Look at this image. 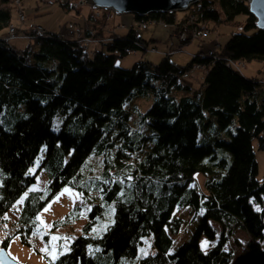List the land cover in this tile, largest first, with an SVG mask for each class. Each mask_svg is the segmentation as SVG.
Here are the masks:
<instances>
[{"label": "trees", "instance_id": "16d2710c", "mask_svg": "<svg viewBox=\"0 0 264 264\" xmlns=\"http://www.w3.org/2000/svg\"><path fill=\"white\" fill-rule=\"evenodd\" d=\"M61 5L71 6L68 0ZM190 10L197 16L193 26L213 20L236 22L240 30L220 49L206 55L200 49L185 64L171 59V48L156 64L140 60L129 68L116 58L147 46L133 26L126 34L102 36L91 53L64 34L29 32L22 47L0 38V220L35 182L30 168L36 163L48 175L49 195L26 197L18 222L23 241L63 187L77 189L91 204L83 234L52 264L134 260L141 238L150 234L156 251L138 264H264V177L258 178L253 146L264 150V86L232 64L264 62V30L254 26L244 0H201ZM238 15L245 17L242 24ZM133 17L140 24L164 22L176 34L175 13ZM10 22V10L0 7V33ZM175 36L178 48L189 43ZM197 65L204 66L202 90L182 79ZM148 95L152 103L138 113L142 126L133 129L125 104ZM92 157L100 158L98 175L86 170L93 168ZM196 173L206 176L205 192L189 185ZM110 203L112 223L90 236ZM184 205L203 213L191 237L171 252L170 233L182 222L173 211ZM80 208L54 228L73 222ZM211 222L221 225L220 232ZM237 229L249 240L234 255L224 246ZM201 237L217 241L203 250Z\"/></svg>", "mask_w": 264, "mask_h": 264}, {"label": "rangeland", "instance_id": "374dc122", "mask_svg": "<svg viewBox=\"0 0 264 264\" xmlns=\"http://www.w3.org/2000/svg\"><path fill=\"white\" fill-rule=\"evenodd\" d=\"M64 1V0H63ZM70 8L61 5V0H0V7L8 8L11 12V22L0 33V38L13 41L16 46H24L28 43L29 32L34 34L52 33L64 34L65 36L78 40L79 43L87 48L88 52L94 51V48H99L102 36L109 38L112 34H126L132 26L138 31V35L147 42L146 51L135 50L127 53L124 56L117 57L115 62L123 68L131 67L135 62L146 60L156 64L161 59V56L173 49L171 59L178 64H185L191 59V54L198 50L206 54L216 51L223 45L232 31H239L240 26H236V22L226 24L224 22L215 23L213 20L205 22L206 35L201 37L193 35L194 13L188 8L184 11L175 12V23L173 29L175 35L179 25L184 23L189 30L185 31V39L189 43L181 48L177 47L176 36L171 35L172 26L164 22L148 21L145 26L140 25L133 17V14L116 15L113 12L103 13L102 9H93L88 6L84 0H68ZM193 6V5H192ZM106 11V10H105ZM197 17V16H196ZM245 20L243 15L236 17L237 22ZM13 28V32L11 31ZM41 29V31H36ZM90 32V37H86V32ZM155 51L151 52V49ZM220 49V48H219ZM191 52V53H190ZM233 66L240 70L246 77H257L264 79V62L252 60L250 62L237 61L232 63ZM204 69H191L182 75L184 82L191 85L194 89H203ZM152 103V96L135 97L125 104L130 109L129 124L133 129H140L142 123L139 121V112L145 111ZM54 129H58V119H55ZM233 127H231L232 129ZM228 139V135H224ZM254 152L258 163V178L264 177V150L257 149L256 142H253ZM42 156V153H41ZM96 158V159H95ZM91 169L92 174L98 175L101 170L99 165V157H92ZM30 172L35 175V182L31 184L23 194L12 204V206L3 214L0 220V248L5 239H8L6 251L8 255L19 264H52L61 253L67 252L74 238L83 234V226L88 220V212L90 203L81 199V195L77 189L71 186H65L50 198L45 206L39 211L35 226L31 234L23 241L18 233L20 227L19 218L26 197L30 192L38 191L42 195L48 197V175L46 171L39 167L38 163L30 168ZM206 176L201 173H196L189 185L203 192L205 187ZM32 189H35L34 191ZM65 189L70 191L65 192ZM63 193V194H62ZM27 194V195H25ZM94 196H92L93 198ZM99 202L98 198L94 199ZM19 202V203H18ZM79 204V217L67 225H59L54 228V223L63 220L65 216ZM45 208L48 210L45 211ZM203 209L199 212H194L189 206H178L173 211V216L182 220L179 229L175 233H170L172 244L170 251H175L179 245L187 241L194 232ZM114 214V205L110 203L106 205L103 217L92 225L90 236H100L112 223ZM218 232L221 230V225L211 222ZM57 237L53 240L52 237ZM154 236L152 234L143 236L141 243L137 248V253L134 260L122 258L120 264H138L136 260L147 255L153 254L156 248L153 244ZM249 240L247 233L237 229L233 235L228 236V241L224 246L226 251H232L234 255L239 254L244 244ZM217 241L207 240L205 237L200 238V246L203 250L211 248ZM264 245V242L261 241ZM5 249V248H4ZM93 250V247H90Z\"/></svg>", "mask_w": 264, "mask_h": 264}, {"label": "water", "instance_id": "95a60500", "mask_svg": "<svg viewBox=\"0 0 264 264\" xmlns=\"http://www.w3.org/2000/svg\"><path fill=\"white\" fill-rule=\"evenodd\" d=\"M201 0H84L93 9L111 11L116 15L133 14L144 17L153 13L184 11ZM254 18V26L264 30V0H244ZM0 264H19L4 248H0Z\"/></svg>", "mask_w": 264, "mask_h": 264}, {"label": "built area", "instance_id": "2783aa9c", "mask_svg": "<svg viewBox=\"0 0 264 264\" xmlns=\"http://www.w3.org/2000/svg\"><path fill=\"white\" fill-rule=\"evenodd\" d=\"M193 18H194V22L196 21V16L195 15H193ZM141 24H143V26H145L146 25V23H141ZM140 24V25H141ZM206 24H200V23H198L197 25H194L193 27H192V29H193V35H198V36H200V38L201 37H205V35H206V26H205ZM35 29V28H34ZM36 31H41V29H39L38 28V30L37 29H35ZM187 30H189V28L188 27H185V26H181V28L179 29V31L177 32V37H179L180 39H185V31H187ZM11 31L13 32V28H11ZM126 52L127 53H130L131 52V50H129V49H126ZM212 52H210L209 54H211ZM195 69H204V66H202V65H197L196 67H195ZM261 83L263 84V86H264V79H262L261 80Z\"/></svg>", "mask_w": 264, "mask_h": 264}, {"label": "snow or ice", "instance_id": "6c2138e0", "mask_svg": "<svg viewBox=\"0 0 264 264\" xmlns=\"http://www.w3.org/2000/svg\"><path fill=\"white\" fill-rule=\"evenodd\" d=\"M32 190L34 191L35 189H32ZM64 191H65V192H68V191H70V190H69V189H65ZM62 194H63V193H62ZM25 195H27V194H25ZM18 203H19V202H18ZM47 210H48V209L45 208V211H47ZM52 239H53V240H56L57 237L54 236V237H52Z\"/></svg>", "mask_w": 264, "mask_h": 264}, {"label": "bare ground", "instance_id": "6f19581e", "mask_svg": "<svg viewBox=\"0 0 264 264\" xmlns=\"http://www.w3.org/2000/svg\"><path fill=\"white\" fill-rule=\"evenodd\" d=\"M199 70V69H198ZM240 71V70H239ZM261 80V79H260Z\"/></svg>", "mask_w": 264, "mask_h": 264}, {"label": "crops", "instance_id": "0c3cea01", "mask_svg": "<svg viewBox=\"0 0 264 264\" xmlns=\"http://www.w3.org/2000/svg\"><path fill=\"white\" fill-rule=\"evenodd\" d=\"M191 53V52H190Z\"/></svg>", "mask_w": 264, "mask_h": 264}]
</instances>
